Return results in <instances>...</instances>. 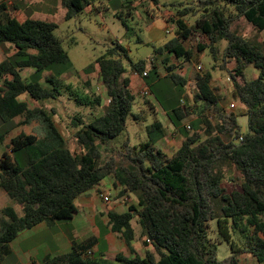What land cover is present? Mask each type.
I'll return each mask as SVG.
<instances>
[{
  "label": "trees",
  "instance_id": "trees-1",
  "mask_svg": "<svg viewBox=\"0 0 264 264\" xmlns=\"http://www.w3.org/2000/svg\"><path fill=\"white\" fill-rule=\"evenodd\" d=\"M224 2L203 0L194 6L181 5L172 18L166 19L174 24L175 36L154 53L172 54L179 63L190 61L194 52L184 42L191 37L194 25L209 40L208 44H198L197 51L208 48L215 61L217 43L225 40L221 67L226 59L235 62L230 80L234 99L246 108L245 132L240 131L236 114L219 105L209 85L210 71L195 74V93L188 108L180 104V97L177 101L163 98L156 87L157 82L166 80L181 94L184 91L186 80L175 72V64H167V58L163 59L167 64L164 76H160L153 60L129 64L183 137L180 147L167 156L155 147L164 136L157 119L146 126L147 139L138 146H130L127 140L120 152L113 145L124 131L135 102L130 79L124 76L127 50L120 43L95 61L109 101L103 113L88 122L80 115L71 118L76 128L73 138L80 150L73 153L53 120L54 110L29 107L19 99L26 95L42 102L59 95V82L48 77V87L37 77L39 71L69 61L54 33L57 25L33 18L20 22L6 1L0 0V44H10L14 49L0 62V119L11 122L20 117L15 124L37 121L45 126L41 137L23 131L11 137L9 153L4 152L0 158V188L20 206V213L12 205L0 209V259L10 252L9 243L20 231L41 222L51 225L70 220L77 211L74 200L113 174L117 196L132 194L136 203L121 213L108 212L110 230L134 252L131 221L137 217L143 243L152 250L132 258L117 254L112 260L92 259L86 255L91 239L81 244L73 241L70 253L49 257L44 264H239L238 256L243 252L264 264V41L230 28L234 20L242 19L256 31H264V0ZM60 3L65 9L64 20H69L93 0ZM189 14H198L193 26L186 22ZM249 65L258 70V76L246 80L244 70ZM26 68L33 70L28 80L21 75ZM91 68L89 65L85 72ZM75 100L101 103L98 96L91 99L76 94ZM189 115L194 118L187 129L182 121ZM134 117L137 119V115ZM227 173L231 174L230 184L224 183ZM211 220H215L219 238L231 250L223 261L216 258V247L209 237Z\"/></svg>",
  "mask_w": 264,
  "mask_h": 264
},
{
  "label": "rangeland",
  "instance_id": "rangeland-1",
  "mask_svg": "<svg viewBox=\"0 0 264 264\" xmlns=\"http://www.w3.org/2000/svg\"><path fill=\"white\" fill-rule=\"evenodd\" d=\"M203 0H93V4L84 8L75 17L69 20H62L58 16L56 10L60 9L58 0H49L48 10L51 12L49 15L50 21L56 23L57 27L54 30L56 37L61 41L62 47L67 52L68 62L63 64H55L48 69L39 71L37 77L44 86H49L45 81L50 77L53 81L59 82L61 84L60 93L54 99L44 100L42 102H36L26 95H21L20 100H24L28 103L29 107L42 106L47 110H54L53 120L55 121L58 129L67 140V145L73 153H79L80 150L77 147L75 140L73 138V133L76 130L70 120L74 116L80 115L84 121L88 122L94 117L99 116L105 110L109 99L106 96L105 88L103 86L101 76L99 73V66L95 63L96 59L104 55L108 48L115 46L120 43L127 50V58H124V63L126 66V73L124 76H128L130 79L131 91L135 94V102L128 116L126 117L125 129L120 133L118 137L113 140V145L118 151H123V143L129 141L130 146H138L140 143L147 139L146 126L151 124L154 119H160L164 121V130L168 137L166 144L163 149L171 154L174 148L178 145V140L180 135L175 131L173 134V129L168 118L165 117L163 109L155 101L151 93L148 95L143 94L145 88L142 78L135 72L132 71L129 66L130 63H135L139 60H145L149 62L153 60L155 65L160 70L162 76L166 73L165 67L167 64H175L178 68L179 63H176L175 57L167 53L162 55H156L154 50L163 45L175 36V27L167 21L166 19L172 18L176 14L177 10L181 8V5H197ZM221 5H225L224 0H217ZM231 9V8H230ZM61 10V9H60ZM20 18L23 17L22 14L19 15ZM198 16L187 15L185 16L188 25L195 24V18ZM230 28L238 33H246L250 39L262 41L258 39L257 31L250 30L248 24L242 19L234 20ZM209 40L202 34V32L193 27V33L191 37L184 42L186 48H191L197 52L198 44H208ZM3 44L0 47V60L7 57L9 52L12 53L13 47H6ZM226 45L225 40H220L217 43L219 52L216 61L213 59L212 54L209 49L206 48L200 53H196L191 59V64H186L185 68H189L191 71V78L195 76L196 73L203 71H210L212 76L216 78L215 88L220 91L224 96H230L233 91V84L230 80L231 71L235 66L233 59H226L224 66L221 67L223 61L221 60V52ZM14 50V49H13ZM167 58V64L163 62V59ZM92 65L89 72H85V68ZM201 65V69L196 68ZM149 68V67H147ZM251 69H245V79H253L251 74ZM253 72V70H252ZM33 70L26 68L21 71V75L24 79L32 78ZM222 81L226 83V87L219 89L218 83ZM156 87L161 91L163 98L174 99L177 101L181 97V92L177 86H174L167 82L166 80H161L156 83ZM88 96L91 99L98 96L101 99L100 105L95 102L78 103L75 100V95ZM235 107L227 106V112L236 113L237 123L240 127L241 132L247 130V115L239 111L242 105L238 100L235 102ZM180 104L182 106H192V101H188L185 97H181ZM157 113V114H155ZM134 115H137L135 119ZM193 117L189 115L185 123ZM20 120V117L14 118L12 124L14 126L10 127L11 122H3L0 119V158L4 152L9 153L8 144L9 139L19 132L25 133H36L40 137L43 135L45 129L44 124H40L34 121L30 124H15ZM175 135V136H174ZM232 174V172H231ZM230 173L226 174L224 183L229 182L231 176ZM1 189V188H0ZM118 192V191H117ZM115 194L110 196V205L116 203H122L123 205L132 204L135 200V196L118 197ZM131 195V194H130ZM134 196V197H133ZM12 205L20 213V206H18L11 199L4 200L0 197V209L4 206ZM125 209V207H124ZM119 211V210H118ZM135 220V221H134ZM75 221H57V227L53 228L52 231L56 230L58 233L60 229H72L73 223ZM134 226L137 228L139 225L137 223V217L132 221ZM136 223V224H135ZM140 228V227H139ZM73 232V230H72ZM233 239L238 242V235L232 233ZM39 234L33 237L32 244L29 246H36L38 251L33 253V256L37 260L41 261L44 257V248H40L39 242L45 240L46 248L49 246L50 251H53L54 242L50 235L42 236ZM209 237L212 239L216 247V258L218 261H223L231 255V250L229 245L222 239L216 230L215 220L209 222ZM139 240L143 243V238L138 236ZM77 238H74L76 240ZM77 241V240H76ZM23 249L27 245H21ZM52 255V254H51ZM97 255V254H96ZM246 254H240L239 258L243 259ZM247 256L253 258L247 253ZM243 257V258H242ZM0 264H23L20 260V254L13 250L4 256ZM240 264H256L253 260L240 261Z\"/></svg>",
  "mask_w": 264,
  "mask_h": 264
},
{
  "label": "crops",
  "instance_id": "crops-1",
  "mask_svg": "<svg viewBox=\"0 0 264 264\" xmlns=\"http://www.w3.org/2000/svg\"><path fill=\"white\" fill-rule=\"evenodd\" d=\"M5 1L8 5L9 11L20 22L24 21L26 18L50 21L49 18H51V16L49 14L51 12L48 10L49 0H5ZM58 4L61 10L59 9L54 12H57L58 16H60V18L64 20L65 9L61 6L60 0H58ZM20 14L23 15L22 18H20L19 16ZM170 23L174 25L172 22ZM248 27L250 30L256 31L252 26L248 25ZM257 33H258V39L264 41V31H260V32L257 31ZM242 34L246 35V33L244 32ZM0 45L2 46V44ZM5 46L10 47V44L6 43ZM193 52L195 55L196 53L198 52L200 53L201 51L195 52L193 50ZM13 53H14V50L12 49V53L9 52L7 56L12 55ZM168 55H171V54H168ZM2 60H0V62ZM176 61H177L176 63H179L178 60ZM186 64H191V60L187 62H183V63L180 62L178 68L175 69V72L186 80V85L184 87V91L181 97L183 96L185 97L186 100L192 101V97L195 93L194 76L193 78H191L190 66L189 68L188 67L185 68ZM247 68L251 69L250 71L253 76V79L258 76V70H256L253 66L249 65L245 69ZM157 69H158V73L160 74V76H162L158 67ZM244 75H245V70H244ZM215 80L216 78H214L211 74L209 85L213 88L214 92L216 93L218 97L219 105L227 109V106L232 103L234 104V107H235L234 100L235 102L237 100L234 99L233 97V91L230 93L231 95L229 97L224 96L221 90L220 91L216 90L215 88L216 84L214 83ZM142 82L144 83L143 79H142ZM225 84L226 83H223L222 81H220V83H218L217 85H219L218 87L220 89L221 86L222 88L226 87ZM145 87L147 86L145 85ZM181 97H180V100H181ZM239 111L245 113L246 108L243 105H241L239 108ZM163 112L165 113V111ZM164 115L166 118H168L166 113ZM193 118L194 116L190 120H192ZM157 120H159L162 123L163 130H164V126H165L164 121H161L158 118ZM185 120L186 119L182 121L183 125H187L185 123ZM171 126L174 129L172 124ZM174 131L178 135H180V138L177 139L176 137L175 140H178V145L174 148L171 154H168L163 149V147L165 148L166 146H168V143L166 146H164L168 139L165 133V130H164V136L160 140H158L157 143L155 144V147L163 151V153H165L167 156H171L180 147L181 142L183 140V137L181 136V134L177 132L176 130H173V134H174ZM114 182H115L114 175L109 174L100 182V184L95 186L93 189H90L87 192L80 194L74 200V205L77 211L73 215V217L70 219L71 221H75L73 223L72 229L64 228V229H60L58 233H55L56 230L52 231V229L57 227L56 225L57 222L51 225L45 222L38 223L32 228L20 231L18 233L16 238L12 242L9 243L10 252L13 250H16V252L20 254V260L22 261L23 264H44L45 259L49 257L70 253L72 251V243L73 241H76V240L78 244L86 242L90 239L92 240L91 245L86 249L87 251L90 250L92 252V259L112 260L117 254H121L126 258H132L135 254L142 256L145 250H152V247L150 245H147V246L142 245V242L138 238L140 234V228L139 226L137 228L134 226V223L132 222L133 220L131 221V226L134 230V239L131 241V246L134 249V252H131L129 250V247L127 246L125 241L120 237L118 233H114L110 230V225L108 224V212L113 210V211L121 213V212H124L128 207L126 204L123 205L122 203H116V204L110 205V201L109 202L103 201L101 197L102 194H108V195L115 194L116 195V192L118 191V189L114 187ZM131 196L132 194L131 195L129 194L127 197H131ZM0 197L6 201L8 199V196L2 189H0ZM123 198L126 199V196H124ZM135 203H136V198L134 201H132V204H135ZM39 234H43L42 236L50 235L52 241L54 242V248H55L53 251H50L49 246L46 248L47 244L45 240L44 239L41 240V242H39L38 244H40L41 249L44 248L43 251L45 253L44 257L40 259L41 261L37 260L36 257L33 256V253L35 251H38L37 247L29 246L32 244L31 242L33 241L32 240L33 237ZM74 238H77V239L74 240ZM21 245L23 246L27 245V247L23 249ZM247 253L248 252H243V254H246L244 258L242 257L243 259L239 258L240 255L238 256L239 264H240V261L242 262L245 260H249V261L253 260L256 264H258L256 259L250 253H248L253 257V258H250L249 256H247Z\"/></svg>",
  "mask_w": 264,
  "mask_h": 264
},
{
  "label": "built area",
  "instance_id": "built-area-1",
  "mask_svg": "<svg viewBox=\"0 0 264 264\" xmlns=\"http://www.w3.org/2000/svg\"><path fill=\"white\" fill-rule=\"evenodd\" d=\"M197 68H198V70H200L201 69V65H198ZM143 94H145V95L149 94V90H148L147 87L144 88ZM229 106L232 108V107H234V104L231 103V104H229ZM186 128L187 129L190 128L188 124L186 125ZM239 139L241 140V137ZM101 197H102L104 202H109L110 201V196L108 194H102ZM86 255L92 256V252L90 250H88V251H86Z\"/></svg>",
  "mask_w": 264,
  "mask_h": 264
}]
</instances>
